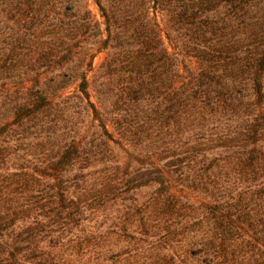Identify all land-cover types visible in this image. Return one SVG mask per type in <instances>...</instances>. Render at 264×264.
Masks as SVG:
<instances>
[{"label": "trees", "instance_id": "16d2710c", "mask_svg": "<svg viewBox=\"0 0 264 264\" xmlns=\"http://www.w3.org/2000/svg\"><path fill=\"white\" fill-rule=\"evenodd\" d=\"M0 264H264V0H0Z\"/></svg>", "mask_w": 264, "mask_h": 264}, {"label": "rangeland", "instance_id": "374dc122", "mask_svg": "<svg viewBox=\"0 0 264 264\" xmlns=\"http://www.w3.org/2000/svg\"><path fill=\"white\" fill-rule=\"evenodd\" d=\"M92 10L94 11V13H96L97 14V9H96V7L94 6V5H92ZM101 60H102V57H99L98 59H96V65H99L100 64V62H101Z\"/></svg>", "mask_w": 264, "mask_h": 264}]
</instances>
